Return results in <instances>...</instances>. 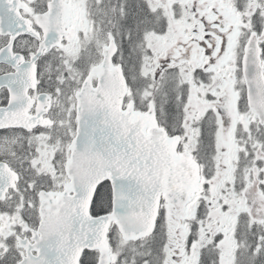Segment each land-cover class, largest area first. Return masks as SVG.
<instances>
[{"label": "snow or ice", "instance_id": "snow-or-ice-1", "mask_svg": "<svg viewBox=\"0 0 264 264\" xmlns=\"http://www.w3.org/2000/svg\"><path fill=\"white\" fill-rule=\"evenodd\" d=\"M0 264H264V0H0Z\"/></svg>", "mask_w": 264, "mask_h": 264}]
</instances>
